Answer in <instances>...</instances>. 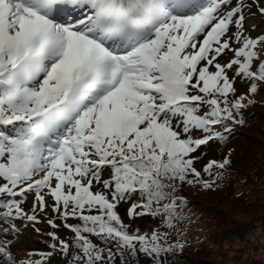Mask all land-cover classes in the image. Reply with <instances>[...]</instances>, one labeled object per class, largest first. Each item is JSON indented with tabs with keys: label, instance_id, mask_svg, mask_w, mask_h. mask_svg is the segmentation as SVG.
Wrapping results in <instances>:
<instances>
[{
	"label": "snow or ice",
	"instance_id": "6c2138e0",
	"mask_svg": "<svg viewBox=\"0 0 264 264\" xmlns=\"http://www.w3.org/2000/svg\"><path fill=\"white\" fill-rule=\"evenodd\" d=\"M256 17L264 0H0V264L183 251V188H213L230 159L207 146L264 90ZM40 223L46 247L15 255Z\"/></svg>",
	"mask_w": 264,
	"mask_h": 264
},
{
	"label": "rangeland",
	"instance_id": "374dc122",
	"mask_svg": "<svg viewBox=\"0 0 264 264\" xmlns=\"http://www.w3.org/2000/svg\"><path fill=\"white\" fill-rule=\"evenodd\" d=\"M250 23L252 20L249 21ZM256 26L261 30L264 29V21L260 20V24ZM257 115L261 118L259 125L257 123L246 130L244 134L247 137L237 139L235 142L234 163L237 162V158H240L237 163L249 175L250 180L252 181V177L258 174L260 181H257L251 192L248 191L252 185L250 184L249 187L248 184L238 192L195 196L198 201L194 207L201 214L191 221L190 232L197 241L199 236L205 232L200 230V225L203 223L207 234V240L201 243L204 249L197 257H207L211 260H216L218 257L231 258L235 260V264L243 263L240 262L243 253L246 255L244 258L247 264L251 258L255 257L253 249L250 250L244 245V239L247 224H253V220L264 213V109H258ZM207 155L211 156V153ZM235 169L238 171L236 167ZM246 182L249 181H242L238 186ZM32 228L31 224L24 228L20 234L21 238L14 241V248L23 252L43 247L38 243V239L44 238V235L42 232L35 233ZM256 257L264 260L263 253H257Z\"/></svg>",
	"mask_w": 264,
	"mask_h": 264
},
{
	"label": "trees",
	"instance_id": "16d2710c",
	"mask_svg": "<svg viewBox=\"0 0 264 264\" xmlns=\"http://www.w3.org/2000/svg\"><path fill=\"white\" fill-rule=\"evenodd\" d=\"M264 90H261L259 92L261 96V101L257 104L255 108H248L244 110V122L246 124L241 127V131L239 132L240 136L238 139L243 138L245 139V131L248 130L251 127H254V125L260 123V116L257 115L258 109H264ZM260 127V126H256ZM236 153V148L234 149L233 153L231 154H221L218 153L216 155L215 160L220 161L223 160L226 156L230 159V164L226 167V169L223 171V175L216 180L215 185L211 189H205L201 185H195V186H188L186 185L187 193L182 192L181 195L186 199L187 201V214L190 215V223L186 224V232L187 237L188 233L191 231V221L194 217H198L200 212L195 210L196 202L198 201V198L195 196L197 195H215V194H228L229 192L234 191H242V187H245V185L250 184L252 185L251 189L248 192L253 191L255 184L257 181H260V176L256 174L252 177V181L249 178V175L245 173L243 168L237 163L240 161V158H237V162L234 163V154ZM235 167L238 169V171L235 169ZM219 171L217 169H213V172ZM258 173V172H257ZM242 181H249L246 182L244 185L238 186ZM235 197L236 194H235ZM199 208V207H198ZM201 209V208H200ZM253 224H247V233L246 237L244 239V245L247 246L248 249L252 250L255 254L254 258H251L248 261V264H264L263 259H257L256 254L257 253H263L264 255V213L260 215L259 217L255 218L252 222ZM200 230H204L197 241L190 242L187 240V244L184 247L183 251H178L174 254H171L167 257L166 264H235L233 259L231 258H223L218 257L216 260H211L207 257H197L198 254L201 253V251L204 249L202 247V241L207 240V234L206 229L203 223L200 225ZM141 231H143L141 229ZM243 246V245H242ZM259 251V252H258ZM246 256L244 253L241 255V261L242 264H247L245 262ZM239 258V259H240ZM136 264H149L148 261H146L145 257L141 256L136 261Z\"/></svg>",
	"mask_w": 264,
	"mask_h": 264
}]
</instances>
